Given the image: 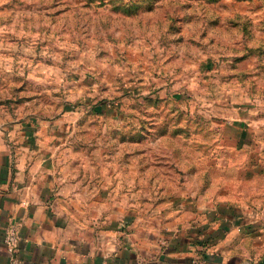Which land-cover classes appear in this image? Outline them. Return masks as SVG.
Instances as JSON below:
<instances>
[{
	"label": "rangeland",
	"instance_id": "1",
	"mask_svg": "<svg viewBox=\"0 0 264 264\" xmlns=\"http://www.w3.org/2000/svg\"><path fill=\"white\" fill-rule=\"evenodd\" d=\"M57 105L116 106L106 149L144 150L158 197L200 191L233 108L264 120V0H0L2 127Z\"/></svg>",
	"mask_w": 264,
	"mask_h": 264
},
{
	"label": "crops",
	"instance_id": "2",
	"mask_svg": "<svg viewBox=\"0 0 264 264\" xmlns=\"http://www.w3.org/2000/svg\"><path fill=\"white\" fill-rule=\"evenodd\" d=\"M58 106L0 120V264H264V120L248 128L233 108L222 135L232 150L202 165L208 181L163 198L145 178L157 167L144 165V150L106 149L112 125H127L116 106Z\"/></svg>",
	"mask_w": 264,
	"mask_h": 264
},
{
	"label": "built area",
	"instance_id": "3",
	"mask_svg": "<svg viewBox=\"0 0 264 264\" xmlns=\"http://www.w3.org/2000/svg\"><path fill=\"white\" fill-rule=\"evenodd\" d=\"M19 234L15 224H9L5 231V242L10 252H14L18 245Z\"/></svg>",
	"mask_w": 264,
	"mask_h": 264
}]
</instances>
